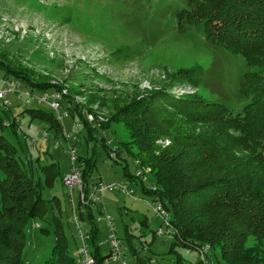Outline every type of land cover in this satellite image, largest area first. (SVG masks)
<instances>
[{"label": "rangeland", "instance_id": "obj_1", "mask_svg": "<svg viewBox=\"0 0 264 264\" xmlns=\"http://www.w3.org/2000/svg\"><path fill=\"white\" fill-rule=\"evenodd\" d=\"M186 8L185 0H0V92L7 88V82L14 86L17 80L13 76L24 75L31 82V88L21 84L17 91L9 92L5 97L7 106L2 105L1 99L0 137L14 146L16 153L11 155L21 171L24 169L23 173L38 184L36 187H41L48 211L45 220L30 219L23 228L22 264H44L50 258L56 224L64 235L68 256L75 262L79 258L82 243L74 216L79 211L80 194L77 188L70 193V188L63 184L72 168V148L76 157L92 161L87 185L99 182L114 186L97 196L102 200L103 220L98 225L101 241L108 239L104 219L109 216L114 222L115 237H124L126 230L132 246L140 250V256L151 257L152 264H175L178 258L188 264L199 258L181 247L175 249L176 254L167 252L172 238L166 231L172 234V230L157 216L152 204L158 203L145 191L155 189V178L149 169L140 167L137 148L131 144L124 124L106 123L103 130L89 123L88 129L68 109L73 102L79 104L78 109H86V99L96 95L105 103L98 112L104 122L115 108L176 76L182 80L175 83L173 91L180 96L198 92L210 103L227 106L233 114L242 113L248 102L240 95L244 75L255 72L264 77V59L253 60L258 66L250 68L241 55L208 43L203 24H180L178 14ZM189 68L198 69L196 91L185 80L186 74L181 73ZM37 83L48 85L39 88ZM53 85L64 88L66 95L71 96L67 100L72 101L58 100L62 120H58L61 128L57 132L55 124L30 120L26 112L41 108L56 117L46 103L38 104L32 99H42L44 92L52 97ZM25 91L32 96L27 97ZM12 123L15 128L10 126ZM159 144L167 145L168 140ZM115 148L117 151L111 157ZM51 163L55 164V174L51 185L45 187L43 168ZM80 164L77 160L75 166ZM3 179L0 169V180ZM124 189L132 191L131 195L127 196ZM92 193L89 185L88 197ZM149 242V250L143 252L141 247L147 249ZM107 247L105 244L102 248L104 254ZM244 248H252V263L264 264V242L258 243L249 236ZM4 255L0 252V264H6L5 259L2 263ZM214 255L218 264L226 263L219 252ZM126 263L134 264L129 253ZM109 264L122 263L109 260Z\"/></svg>", "mask_w": 264, "mask_h": 264}, {"label": "trees", "instance_id": "obj_2", "mask_svg": "<svg viewBox=\"0 0 264 264\" xmlns=\"http://www.w3.org/2000/svg\"><path fill=\"white\" fill-rule=\"evenodd\" d=\"M185 5L187 8L178 14L180 24H203L208 43L241 55L250 68L258 66L254 62L258 58L264 59V0H185ZM197 70L181 71L195 91ZM13 77L30 87L26 76ZM180 80L174 76L168 83H158L153 90L115 108L104 122L94 123L104 130L106 123L122 122L131 144L137 148L140 167L153 174L156 187L145 191L161 201L169 213L168 224L173 233L167 252L176 254L175 249L181 247L197 254L208 247L211 255L206 256L214 264L219 263L216 252L225 264H254L252 248L245 250L244 245L249 236L258 243L264 242V77L255 72L244 75L240 95L248 102L240 114H233L221 103H210L198 92L180 96L173 91ZM36 85L43 88L48 83ZM52 88L60 98L71 100L70 95L63 93L64 88ZM86 104V109H78L75 102L68 104L85 127L93 123L86 114L96 118L105 103L91 95ZM26 112L30 120L55 124L56 132L61 128L52 112L41 108ZM10 126L15 128L14 123ZM165 139L168 144L160 145ZM11 152L16 153L14 146L0 137V169L4 176L0 180V252H5L2 263L5 259L6 264H22L23 228L30 219L45 220L48 211L41 187H36L38 184L23 173L24 169L21 171ZM77 158L81 163V181L87 185L92 161ZM54 166L51 163L43 168L45 187L51 185ZM79 206L78 218L90 232L89 255L94 264H109L106 260L111 256L110 246L105 254L99 246L100 222L96 217L101 214L100 207H86L81 202ZM56 226L50 258L44 264H79V258L75 262L68 256L64 235ZM152 238L154 232L151 241ZM118 240L123 254L126 257L129 253L134 264H152L151 257L140 256V250L132 246L126 230ZM150 245L147 243V249L142 246V251L147 252ZM175 264L183 263L178 258ZM188 264L203 263L198 258Z\"/></svg>", "mask_w": 264, "mask_h": 264}, {"label": "built area", "instance_id": "obj_3", "mask_svg": "<svg viewBox=\"0 0 264 264\" xmlns=\"http://www.w3.org/2000/svg\"><path fill=\"white\" fill-rule=\"evenodd\" d=\"M21 85V83L19 81H16L14 86H12V84L10 82H7V88L4 89L3 91L0 92V101L1 99H4V102H2V105H5L7 106V100L5 99L6 95L9 93V92H12L14 93L15 91H17V88H19V86ZM26 94L27 97L29 96H32V93L29 92L27 93L26 91L24 92ZM63 93L65 94L66 91L63 90ZM36 103H41V104H44L46 103L53 111H55V113L57 114L56 115V119L61 121L62 120V116L58 115L59 113V109L61 108V104L60 102H58V100H60V95L59 94H55L53 95L52 97H49L48 94H44L43 98L40 99V98H32ZM27 102H30L29 100ZM86 117L88 119L89 122H99L100 121H103V119L101 118V115H98L96 118L91 115V114H86ZM99 123L98 125L96 124L97 128L99 129ZM102 134L104 135V132H102ZM46 137V135H44V138ZM65 137L66 139H69V135L65 133ZM106 143L108 145L111 144V142L106 141ZM57 147L59 146V144H55ZM117 151V148H115L114 150H112V155H110L111 157H114L113 155L116 153ZM69 152H70V155H71V164H72V168H71V171L69 170V174L64 177L63 179V184L65 186H68L70 188V193H71V189H75L77 188L79 190V200L80 202L85 205L86 207H100V212L102 210V200L97 198L98 196V193H102L103 191L105 190H112L114 189V186L112 185H109V184H101V183H93V184H89L90 187L93 188V193L91 194V196L88 197L87 193H88V190H89V185H85L84 183H82L81 181V172H80V166H75V163L76 161L78 160V158L76 157V150L74 148L72 149H69ZM137 176H141L140 173L137 174ZM120 189H122L120 187ZM127 196H130L132 191L131 192H128L124 189L123 191ZM71 200V199H70ZM72 201V200H71ZM154 202L158 203V205L156 204H152V206L154 207V211H156L157 213V216L161 217L164 221V224L167 228L170 227V224L169 223V213L164 210V207L161 203V201H158V200H154ZM83 210H81V212H83ZM103 220V217L101 215H97L96 217V221L97 222H102ZM105 223H106V227H108V232H109V235H108V239H106L104 242H99V246H104L105 244H108V246H110L111 248V253H110V258L106 260V263H109V260H116L117 261H120L121 260V263L122 264H127L126 263V257H125V254H123V247L121 245V241L118 240L116 237H115V228H114V222L112 220L111 217L109 216H106L105 219H104ZM74 223L76 225L75 228H77L79 230V238H80V242L82 243L81 245V248H80V254H79V264H94V259L93 257H91L89 254V250H90V232H89V229L88 227H86V224L82 221H80V219L78 218V214L76 213V215L74 216ZM82 229H81V228ZM171 228V227H170ZM172 230V229H171ZM173 233V232H172ZM158 236H161L162 235V232H158L157 233ZM166 235L168 237L172 236V234L170 233L169 230L166 231ZM208 250V247H204L202 250H198L197 252V255H199V258L201 260V262L203 264H214L212 261H210L208 259V257L206 255H210V253L207 251ZM194 253V252H193Z\"/></svg>", "mask_w": 264, "mask_h": 264}]
</instances>
